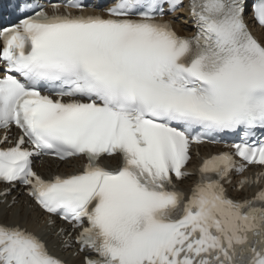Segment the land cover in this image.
<instances>
[{
	"label": "snow or ice",
	"instance_id": "1",
	"mask_svg": "<svg viewBox=\"0 0 264 264\" xmlns=\"http://www.w3.org/2000/svg\"><path fill=\"white\" fill-rule=\"evenodd\" d=\"M12 4L0 264H264V0ZM44 158L82 163L45 178Z\"/></svg>",
	"mask_w": 264,
	"mask_h": 264
},
{
	"label": "bare ground",
	"instance_id": "2",
	"mask_svg": "<svg viewBox=\"0 0 264 264\" xmlns=\"http://www.w3.org/2000/svg\"><path fill=\"white\" fill-rule=\"evenodd\" d=\"M181 13L183 14L182 16H184L185 14H187V11H181ZM184 19H182L183 21ZM177 27V30L181 33V34H189L191 31V27H187V26H184L181 24V20L178 24L175 25ZM259 30L258 29V33L259 34ZM201 151L204 153V154H209L212 149L211 148H204V149H201ZM82 162H77L76 166H73V165H67V164H61L59 167H57V162L51 160V159H47L43 162L41 168L39 169V171L44 175L46 176L47 178H50L53 174L55 173H59L61 175H67V174H71V173H74L76 171L79 170V165L81 164ZM118 162L116 161H112V162H106V164L110 165V166H114V165H117ZM199 165V160H195L193 162V165L189 168L191 171H194L195 172V175L191 178V179H188L186 180L182 185H180L179 187L184 190L185 192H187L190 187L194 184L195 182V178H196V168L198 167ZM250 173V172H249ZM13 196H16L18 199L21 200V202H30L28 201V198L23 194L22 190L21 191H16V190H13ZM233 195H236L235 193H233ZM59 223V222H58ZM54 251H56V253L58 255H61L63 256L64 258L70 260V261H73V257L71 255V253H65V252H62V251H57L56 249H54Z\"/></svg>",
	"mask_w": 264,
	"mask_h": 264
}]
</instances>
